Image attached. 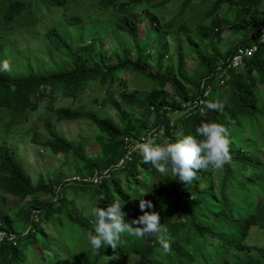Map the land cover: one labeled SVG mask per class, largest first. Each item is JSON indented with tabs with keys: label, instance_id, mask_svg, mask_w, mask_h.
Returning a JSON list of instances; mask_svg holds the SVG:
<instances>
[{
	"label": "trees",
	"instance_id": "16d2710c",
	"mask_svg": "<svg viewBox=\"0 0 264 264\" xmlns=\"http://www.w3.org/2000/svg\"><path fill=\"white\" fill-rule=\"evenodd\" d=\"M43 1L51 10L69 4L68 0ZM85 1H95L90 7L100 9L101 13L112 12L114 40L122 44L121 51L114 54L118 58L122 53L118 63H113V57L105 56L102 43H98V47L93 42L71 44L73 42L64 34L67 31L48 28L42 35L43 41L51 47L42 59L50 72L19 77L0 71V120L9 119L10 125L3 127L7 133L14 129L12 126L31 122L32 115L46 101V136L35 132L32 144L50 151L54 157H72L84 169L80 182L70 183L60 173L49 179L42 178L35 185L18 159V149L0 136V193L24 205L14 217L0 210V230L20 233L0 243V264H25L28 251L37 247L40 234L47 237L50 232L59 233L64 227L58 239L77 229L79 234L86 235L89 248L61 264H201V261L205 264H264V237L257 246L246 242L253 229L264 233V47L242 67L219 69L220 63L228 60L237 47L258 41L257 35L264 25L261 12L264 0H164L160 4H155L156 0ZM171 4L179 5V11L164 24L157 13L162 9L164 12ZM203 7L208 10L199 14ZM28 8V3L19 0H0V62L5 61L7 27L18 21ZM138 10L148 18L146 30L157 31L155 38L163 42L161 46L155 44L158 47L155 56L150 53L153 39L141 42L144 30ZM36 13L42 14L33 11L24 15L36 18ZM65 21L64 25L77 24L82 18L67 17ZM226 28L243 39L227 44L222 50L210 37L213 32L220 41ZM171 30L182 32L198 53L200 69L192 75L186 71L182 43L178 45L176 69L164 67L169 50L163 32ZM196 30L201 32L199 40L192 35ZM127 38L133 40L135 50L126 51L122 40ZM201 42L209 52L199 53ZM59 60L61 66L55 69L52 61ZM128 73L136 82L137 74L146 77L144 80L151 81L153 88L147 94L140 89L129 93L128 82L121 77ZM224 79L226 83L220 84ZM203 85L211 88V95L204 98V104L219 103L218 110L206 109L205 114H201V109L194 106L196 100L203 97ZM91 90L104 95L101 103L100 97L95 100L98 109L56 107L55 102L60 97L82 102ZM114 90L121 92L119 99L115 98ZM121 105L137 109L139 115L122 112L117 121L107 114L111 106L120 113ZM81 121L92 123L101 132L97 137L101 155L97 159L83 158L80 144L56 131L58 123ZM172 121L173 127L170 126ZM205 122H215L228 129L231 162L221 170H200L186 185L171 173L161 174L150 163L144 164L142 156L135 153L126 169L115 171L131 153L127 139L141 140L165 124L167 134L156 143H175L182 136H196L197 127ZM106 173L109 178L104 177ZM99 177L104 180L96 183ZM85 199L96 203L94 207L102 208L119 202L126 223L143 215L139 208L141 199L151 201L154 208L147 211L160 214L161 235L169 241L170 252L163 251L156 236L137 239L125 233L122 235L124 243L115 251L104 245L94 253L88 232L94 230L95 217L92 213L86 217L79 214L83 210L80 202ZM19 223L24 227L22 232L16 226Z\"/></svg>",
	"mask_w": 264,
	"mask_h": 264
},
{
	"label": "rangeland",
	"instance_id": "374dc122",
	"mask_svg": "<svg viewBox=\"0 0 264 264\" xmlns=\"http://www.w3.org/2000/svg\"><path fill=\"white\" fill-rule=\"evenodd\" d=\"M19 1L28 3L29 8L22 13L18 21H15L13 25L7 27L8 29L4 41L6 43L5 60L10 64L11 70L9 73L12 74V76H30L33 73L37 74L51 71L47 65L44 66V61L42 59L44 54H46L51 47L43 41L44 36L42 35V33L48 28L57 31H67L64 34L70 40V43L73 42L71 44L87 45L93 42L96 43L95 45L98 47L97 44L102 43V51L105 53V56L110 58L113 57V63L119 62L122 53L119 54L118 58H115L114 54L117 51H121L120 47H122V44L114 40L115 32H113L112 29L114 23L113 16H111L112 12L101 13L100 9L96 7L95 9L91 8L93 7L92 4H95V1L68 0L69 4L67 7L53 8L52 10L48 8V4L43 0ZM163 1L164 0H156L155 4H160ZM179 8V5L173 6L171 4L164 9V12L162 9V11H160L161 13L159 12L157 14L160 15L165 24L174 18L178 13ZM206 10H208L207 7H203L198 12L199 14H202ZM261 10L264 14V7L261 8ZM33 11L42 12V14L36 13V18H33L32 16H29L28 18L25 17L24 14ZM47 11H52L56 15H52ZM138 12L139 13L137 14H140L139 20H141L140 22L144 30L141 42L145 43L147 38L153 39L150 41L152 43L150 53L155 56L158 50V44L161 46L163 45V42L160 38H155L158 34L157 31L146 30L149 28L148 18L145 14L140 12V10H138ZM67 17H81L82 21L77 24L64 25L63 22ZM225 31L226 32L223 33L222 38H219L220 41L216 39L217 37L213 32H211L210 37V41H212L216 47L222 48V50L227 48V44H235L243 39V36L235 34L237 32L232 31L230 28H226ZM163 34L165 35L169 50L167 51L169 57L167 58V61H165L164 67H172L176 69L179 58L178 45H181L182 43L181 51L186 57L187 73L192 75L198 71V69H200L198 53L197 51H193V46H190L186 38L184 39L183 33L177 30H171L170 32H163ZM172 35L178 37L180 40L173 38ZM192 35L198 37L196 39L199 40L201 32L196 30ZM122 43L125 44L127 52L132 51L133 48L135 50V47H132L135 46L132 39L127 38L126 40H122ZM155 44L157 46H155ZM208 50L209 48H205V45L201 42V46L198 49L199 53H205ZM52 64L55 69H59L61 66L60 60L52 61ZM166 68L163 71H166ZM155 70L157 71V68H155ZM149 71H151V68H149ZM121 77L128 82L129 93L140 89L144 94H147L149 93V89L153 88L151 81L148 82L147 80H144L146 77H143L140 74H137L135 77L137 82L130 73L122 75ZM117 89L120 90L121 87H117ZM170 91V88H168L169 93ZM114 93L116 94L115 98L119 99L121 92L114 90ZM97 97H100L101 103L104 95L103 93L96 94L91 90L84 95L82 102H76L70 98L60 97V100H57L55 104L56 107L86 106L88 109L94 110L99 107V104L95 101ZM262 100L264 101V95H262ZM46 107L47 102H42L40 110L32 115L31 122L12 126L14 129L9 130V133L3 128L4 126L10 125L9 119L5 118L3 121L0 120V136H2V139L7 141L8 144H12L18 149V159L32 178L35 185L42 178L49 179V177H53V175L60 173L63 174L70 183L80 182L84 169L78 160L72 157H54L50 151L37 147L31 142L32 138L35 136V132H39L42 137L46 136V131L44 130V121L47 115ZM120 108V113H118L117 109L115 111L111 106L107 108V114L112 115L117 121H119L122 112L130 113L132 115H139L140 112L137 109H129L125 105H121ZM55 128L57 132L68 140H74L80 144L81 155L83 158L97 159L101 155V146L97 139V137L101 135V132L92 123L88 121L75 123L61 122L56 124ZM0 199L3 200V205H0V208L2 209L0 210L6 214L12 215V217L16 216L18 212L24 208V205L18 200L4 196L1 193ZM80 203H83V210L82 207H79V210H82L79 214L84 215L85 217L92 213L91 210L96 205V203L94 204L90 202L89 199H85L84 202ZM80 203L79 206L81 205ZM16 226L18 227L19 232L24 230V227H22L20 223ZM64 228H61L59 233L64 230ZM59 233L57 231H54L53 233L50 232V235L47 237H43L40 234V237L44 240L39 237L37 247L30 248L28 251V259H26L25 264H61L64 260L69 261V259L75 254L83 250H88L89 245L86 235L79 234L77 229H72L69 236H63L61 239H58L60 236ZM263 237L264 233L255 228L246 242L250 245L254 244L257 246ZM59 246L61 247L60 250L58 248ZM43 257H45V259ZM201 262V264H205L203 261ZM234 262H237V260Z\"/></svg>",
	"mask_w": 264,
	"mask_h": 264
},
{
	"label": "clouds",
	"instance_id": "9594fccd",
	"mask_svg": "<svg viewBox=\"0 0 264 264\" xmlns=\"http://www.w3.org/2000/svg\"><path fill=\"white\" fill-rule=\"evenodd\" d=\"M7 60L0 62V71H10ZM219 103L207 102L201 108L218 110ZM228 129L215 122L202 123L196 129V136L186 135L175 143L157 144L151 135L144 137L136 149L143 158L144 164H151L161 174L171 173L177 181L190 184L200 170L215 172L221 170L231 162L230 141ZM139 208L143 215L131 223L125 222V213L122 205L114 202L106 208L94 207L91 212L95 217L94 230L88 232V240L92 251L97 252L102 246H110L114 251L124 241L122 235L137 239H146L156 236L165 253L170 252L171 246L164 235L160 214L156 211H147L154 208L149 200L141 199ZM136 225V227H133Z\"/></svg>",
	"mask_w": 264,
	"mask_h": 264
},
{
	"label": "built area",
	"instance_id": "2783aa9c",
	"mask_svg": "<svg viewBox=\"0 0 264 264\" xmlns=\"http://www.w3.org/2000/svg\"><path fill=\"white\" fill-rule=\"evenodd\" d=\"M257 37H258L257 42H254L253 44L248 45V46L243 45V46L237 47V49L234 51V54H232V56L228 60H225L222 63H220L219 69L222 70L224 67H229L233 69L242 67L246 64V60L251 59L261 46L264 47V25L262 26ZM226 81L227 80L224 79L222 82H220V84L224 85ZM203 89H204L203 97H199L196 100L195 105H194L195 107H198L199 109H201L202 105L204 104V98H208L211 95V88L209 87L205 88V86L203 85ZM184 113L185 112H182V114ZM173 125H174V121L171 122L170 126L173 127ZM167 130H168L167 126L165 124H162L158 126L156 129L152 130L148 134V136L151 135L153 139L155 140V142H157L160 138H163L167 134ZM142 139L137 140V141H134L133 139H127V141L130 143V146L132 148L131 153L128 155L126 159H123L119 163V165L115 168V171L120 170V169L121 170L126 169L131 164V162L133 161L132 156L135 153H138L136 146L138 145V143L142 142ZM104 177L109 178L108 173H106ZM104 177L96 180V183L102 182L104 180ZM17 235L19 234L9 233L6 230H0V243L5 241L6 239L12 240L15 237H17Z\"/></svg>",
	"mask_w": 264,
	"mask_h": 264
}]
</instances>
